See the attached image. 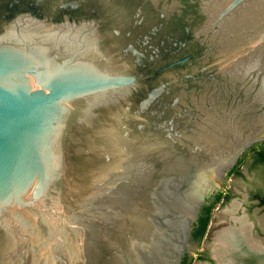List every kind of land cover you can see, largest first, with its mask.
Segmentation results:
<instances>
[{
    "label": "water",
    "instance_id": "water-1",
    "mask_svg": "<svg viewBox=\"0 0 264 264\" xmlns=\"http://www.w3.org/2000/svg\"><path fill=\"white\" fill-rule=\"evenodd\" d=\"M264 140V0H0V264H181Z\"/></svg>",
    "mask_w": 264,
    "mask_h": 264
},
{
    "label": "flooded vegetation",
    "instance_id": "flooded-vegetation-1",
    "mask_svg": "<svg viewBox=\"0 0 264 264\" xmlns=\"http://www.w3.org/2000/svg\"><path fill=\"white\" fill-rule=\"evenodd\" d=\"M230 237H247L243 244L246 253L236 249L241 248V242L225 246L230 252L224 250L221 241L233 240ZM256 263H264V140L252 143L240 153L224 174L214 201L200 207L181 262Z\"/></svg>",
    "mask_w": 264,
    "mask_h": 264
},
{
    "label": "bare ground",
    "instance_id": "bare-ground-1",
    "mask_svg": "<svg viewBox=\"0 0 264 264\" xmlns=\"http://www.w3.org/2000/svg\"><path fill=\"white\" fill-rule=\"evenodd\" d=\"M240 222V221H239ZM242 223V222H241ZM241 225H244V224H241ZM245 228V227H244ZM241 229H242V227H241ZM240 228L238 229L239 231L241 230ZM240 233V232H239ZM226 235H228V234H226ZM248 236V235H247ZM225 237V236H224ZM227 238V237H226ZM230 238H235V237H230ZM220 239V238H219ZM247 240V237L246 238H244V237H242V239H240V238H237L236 237V240H234L235 242H233V240H226V239H222V241H221V244H222V247H223V249L225 250L226 248H225V246H228V245H234V244H239L240 242L242 243V246H241V248H239V246L236 248V249H240V251L242 252V253H246L245 252V250L246 249H244V245L243 244H245L246 243V240ZM249 242V241H248ZM257 244V243H256ZM217 246V245H216ZM253 246H254V244H253ZM249 247V246H248ZM259 248V247H258ZM219 249V248H218ZM251 249H252V247H251ZM226 250H228L227 252H230L229 250H230V248L228 249H226ZM247 250H249L248 248H247ZM259 250V249H258ZM253 251V250H252ZM260 252H261V250H260ZM237 253V252H236ZM259 253V252H258ZM232 254V253H231ZM258 255V254H257ZM232 256H234V255H232ZM239 256H241V255H239ZM246 256H247V254H246ZM256 256V255H255ZM242 257V256H241ZM233 258V257H232ZM259 262L261 263V261L259 260ZM260 263H258V264H260ZM257 264V263H256ZM264 264V263H263Z\"/></svg>",
    "mask_w": 264,
    "mask_h": 264
},
{
    "label": "trees",
    "instance_id": "trees-1",
    "mask_svg": "<svg viewBox=\"0 0 264 264\" xmlns=\"http://www.w3.org/2000/svg\"><path fill=\"white\" fill-rule=\"evenodd\" d=\"M206 224H207V222H205V224H204V229H203V232H204V230H205Z\"/></svg>",
    "mask_w": 264,
    "mask_h": 264
}]
</instances>
